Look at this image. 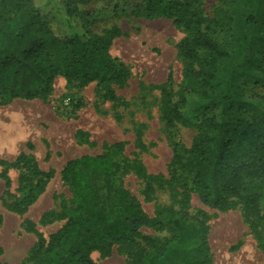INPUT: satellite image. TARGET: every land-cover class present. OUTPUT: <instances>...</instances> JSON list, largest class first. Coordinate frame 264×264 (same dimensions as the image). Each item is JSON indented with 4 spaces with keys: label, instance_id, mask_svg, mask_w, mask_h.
<instances>
[{
    "label": "rangeland",
    "instance_id": "1",
    "mask_svg": "<svg viewBox=\"0 0 264 264\" xmlns=\"http://www.w3.org/2000/svg\"><path fill=\"white\" fill-rule=\"evenodd\" d=\"M16 1L0 0V15ZM149 1L36 0L58 39L117 32L109 52L128 78L121 85L94 81L82 86L59 76L48 94L34 100L0 97V264H33L39 238L48 241L82 204L76 186L63 179L64 167L97 156L107 161L112 185L140 202L147 224L139 230L141 238L114 243L109 252L106 240L91 253L94 264H151L178 246L181 230L189 224L207 237L209 264H264V201L255 210L239 201L226 212L215 210L204 204L192 175L173 164L175 137L191 149L198 130L172 121V108L178 106L192 122L214 110L194 109L191 91L200 88V78L185 75L188 63L179 50L190 32L176 28L172 16L149 17ZM169 1L188 4L189 14L178 17L196 30L207 28L214 41L237 52L223 65L230 72L221 67L218 73L222 79L231 77L232 95L264 108V0ZM252 11V22L246 24ZM221 93L213 91L215 98ZM242 116L253 124L260 120L252 108ZM20 155L32 162L15 165ZM26 174L45 175L47 182L31 205L16 212L12 207L28 191L22 180ZM101 192L104 212L125 208L107 183Z\"/></svg>",
    "mask_w": 264,
    "mask_h": 264
},
{
    "label": "trees",
    "instance_id": "2",
    "mask_svg": "<svg viewBox=\"0 0 264 264\" xmlns=\"http://www.w3.org/2000/svg\"><path fill=\"white\" fill-rule=\"evenodd\" d=\"M146 12L149 17L172 16L176 28L184 27L190 32L179 50L188 63L185 75L200 78V88L191 91L196 98L194 109L197 113L214 110L212 116L204 115L192 122L183 117L178 106L172 108V121L198 130L191 149L184 148L175 137L173 164L192 175L193 186L207 206L226 212L239 201L248 211L259 208L264 201V108L232 95L231 77L222 79L218 73L224 63L232 62L237 52L214 41L207 28L196 30L192 23L178 17L189 14L188 4L150 0ZM252 16L253 11L246 24L252 22ZM196 24L201 25L202 21L196 18ZM117 36V32L102 38L88 33L58 39L36 0L16 1L9 13L0 15V97L5 101L34 100L48 94L59 76L79 81L82 86L94 81L121 85L127 80L128 72L122 64L114 63L109 52ZM223 69L230 72L227 65ZM216 88L222 93L215 98ZM111 98L114 100L113 95ZM251 108L260 118L256 124L242 116ZM25 161L32 162L20 155L15 165ZM106 163L103 156H97L66 164L63 179L76 186V196L82 204L48 241L39 238L31 254L33 264H94L90 255L106 240L110 241L106 249L109 252L114 243L141 238L139 230L147 224L142 206L129 191L112 185L106 175L110 172L105 169ZM22 180L28 191L12 207L16 212L34 202L38 191L46 185L47 176L26 174ZM106 183L125 208L116 207L108 212L100 209L101 190ZM261 218L264 220V215ZM210 253L207 237L194 224H189L181 230L178 246L151 264H209Z\"/></svg>",
    "mask_w": 264,
    "mask_h": 264
}]
</instances>
